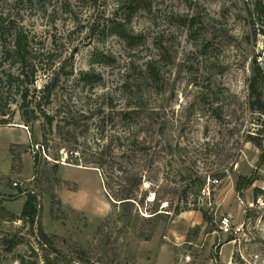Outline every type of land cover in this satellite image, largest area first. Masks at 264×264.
<instances>
[{"label":"rangeland","instance_id":"1","mask_svg":"<svg viewBox=\"0 0 264 264\" xmlns=\"http://www.w3.org/2000/svg\"><path fill=\"white\" fill-rule=\"evenodd\" d=\"M61 1L0 0V23H21L56 64L66 59L76 72L88 69L96 48L111 51L115 66H96L109 79L127 61V49L115 36L89 43L88 22L120 14L122 0H69L73 14L61 12ZM148 7L131 20L146 34L141 55L157 57L163 38L170 62L165 92L151 99L161 103L164 130L132 160L146 163L135 207L109 196L123 183L105 185L103 171L74 153L75 144L48 141L34 169L44 140L37 122V145L31 143L19 96L4 82L8 64L0 66V121H9L0 124V264H19L23 250L28 264H264V151L248 141L260 134L264 116L247 105L255 58L264 67V25L249 27L243 0H149ZM31 192L39 207L34 225L19 218ZM224 216L231 233L219 228ZM41 228L53 248L36 243Z\"/></svg>","mask_w":264,"mask_h":264},{"label":"trees","instance_id":"2","mask_svg":"<svg viewBox=\"0 0 264 264\" xmlns=\"http://www.w3.org/2000/svg\"><path fill=\"white\" fill-rule=\"evenodd\" d=\"M148 5L149 0H122L118 6L120 14L112 13L102 22L96 19L88 22L89 43L97 40L102 44L109 36H115L127 49V61L122 69L112 70L109 79L96 66L113 68L116 57L111 51L96 48L88 69L76 72L73 66L66 64V59L56 64L53 53L46 51L45 42L36 38L21 23L13 19L0 23V66L8 64L4 82L19 96L21 123L28 127L31 143L37 145V122L44 140V143H38L35 151L34 169L37 168L41 151L48 150V141L54 139L60 144H75L74 153L85 155L87 165L103 171L105 185L109 187V183H123L120 191L114 193L117 198L108 192L109 196L119 200L122 205L131 206H134L136 189L144 183L143 171L146 166V163L132 160L142 157L149 150L154 135L164 130L161 103L156 105L151 99L153 95L160 96L165 92L167 81L164 68L170 62L163 38L158 39L157 57L144 58L141 55L146 34L136 31L131 20L139 9H147ZM60 6L61 12L74 13L69 0H62ZM243 9L253 31L257 30V24L264 25V0H243ZM56 41L57 38L53 36L52 42ZM64 44H69V41ZM72 57L71 53L69 58ZM140 60L143 61L140 63ZM41 75L44 80L38 84ZM263 95L264 67L255 58L248 75L247 105L253 113L264 116ZM6 114L2 113L3 116ZM8 122L4 118L0 124ZM263 138L264 127L258 136L250 135L248 141L264 151ZM244 183L250 184L252 180L245 179ZM125 210L129 211L130 208ZM180 210L177 207L176 212ZM38 215L37 196L28 193L19 218L34 225ZM204 218H207L206 213ZM35 239L41 247L53 248V240L42 228ZM4 241L10 249L12 241L7 238ZM20 242L24 247L27 244L31 253L37 254L35 248L28 245L30 240L23 235ZM23 251L17 255V260L19 264H28ZM32 264H38L37 259Z\"/></svg>","mask_w":264,"mask_h":264},{"label":"built area","instance_id":"3","mask_svg":"<svg viewBox=\"0 0 264 264\" xmlns=\"http://www.w3.org/2000/svg\"><path fill=\"white\" fill-rule=\"evenodd\" d=\"M212 182H218V179H213ZM14 185H17V183H13ZM206 193V187H203L202 189V194ZM219 228L223 233H231L232 232V228L230 225V219L228 216H224L221 220H220V224H219Z\"/></svg>","mask_w":264,"mask_h":264}]
</instances>
